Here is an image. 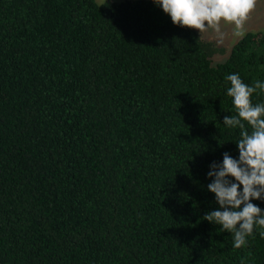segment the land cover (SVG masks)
Returning a JSON list of instances; mask_svg holds the SVG:
<instances>
[{
    "label": "trees",
    "instance_id": "1",
    "mask_svg": "<svg viewBox=\"0 0 264 264\" xmlns=\"http://www.w3.org/2000/svg\"><path fill=\"white\" fill-rule=\"evenodd\" d=\"M223 51L155 0H0V264H264V228L203 219L264 33Z\"/></svg>",
    "mask_w": 264,
    "mask_h": 264
},
{
    "label": "clouds",
    "instance_id": "2",
    "mask_svg": "<svg viewBox=\"0 0 264 264\" xmlns=\"http://www.w3.org/2000/svg\"><path fill=\"white\" fill-rule=\"evenodd\" d=\"M155 3L170 16L173 24L195 28L200 33L211 28L220 43L224 38L221 21L234 25V35L243 37L244 25L256 6V0H155ZM225 79L231 85L226 95L233 98L237 115L225 116L223 124L240 129L241 139L236 142L239 156L232 158L224 152L221 163H211L207 176L213 179L207 187L215 194L219 207L207 212L203 219L232 233L233 247L239 249L246 246L254 226L264 228V211L251 202L264 200V104L253 105L251 101L257 90L264 92V81L257 80L249 86L238 73ZM242 121L251 127V133ZM260 235L264 237V231Z\"/></svg>",
    "mask_w": 264,
    "mask_h": 264
},
{
    "label": "rangeland",
    "instance_id": "3",
    "mask_svg": "<svg viewBox=\"0 0 264 264\" xmlns=\"http://www.w3.org/2000/svg\"><path fill=\"white\" fill-rule=\"evenodd\" d=\"M102 1H105V0H97L98 3H101ZM260 2H264V0H256L255 9L252 11L254 12V14H250L248 20L246 21L244 25L245 34L250 31H253V32L257 31V32L264 33V7L262 3ZM259 7H262L261 8L262 10L260 12H259ZM256 14L257 16H255ZM260 15H262V17H259ZM259 20H261L260 23H257ZM220 29H221V32L224 34L222 43L218 42L217 34L215 33L213 29L208 28L207 31L201 32V33L196 29L197 32L201 36H203L206 39L209 38L213 40V42L217 44V46L224 49L223 52L221 53L218 52L215 54L214 57L216 60H223L225 56L227 55L228 50H230L231 46L240 38L234 35V25L232 24L221 21Z\"/></svg>",
    "mask_w": 264,
    "mask_h": 264
},
{
    "label": "flooded vegetation",
    "instance_id": "4",
    "mask_svg": "<svg viewBox=\"0 0 264 264\" xmlns=\"http://www.w3.org/2000/svg\"><path fill=\"white\" fill-rule=\"evenodd\" d=\"M260 3H262V5H263V7H264V2H260ZM261 8H262V7H259V12L262 10ZM259 12H258V13H259ZM258 13H257V14H258ZM251 14H254V12H252ZM257 14H256L255 16H257ZM259 17H262V15H260ZM260 21H261V20H259L257 23H260ZM208 40H211V39L208 38Z\"/></svg>",
    "mask_w": 264,
    "mask_h": 264
}]
</instances>
